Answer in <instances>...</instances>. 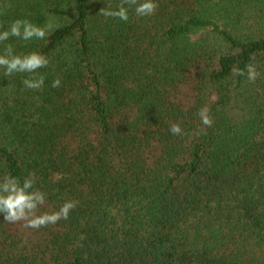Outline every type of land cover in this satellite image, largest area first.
I'll return each mask as SVG.
<instances>
[{
    "label": "trees",
    "instance_id": "16d2710c",
    "mask_svg": "<svg viewBox=\"0 0 264 264\" xmlns=\"http://www.w3.org/2000/svg\"><path fill=\"white\" fill-rule=\"evenodd\" d=\"M119 3L0 0V31L53 25L0 44L49 59L35 74L0 68V178L34 173L40 212L78 201L40 229L0 213V264H264V0L100 14ZM248 64L254 83L237 74ZM30 75L41 90L24 87ZM177 122L185 134L170 133Z\"/></svg>",
    "mask_w": 264,
    "mask_h": 264
},
{
    "label": "clouds",
    "instance_id": "9594fccd",
    "mask_svg": "<svg viewBox=\"0 0 264 264\" xmlns=\"http://www.w3.org/2000/svg\"><path fill=\"white\" fill-rule=\"evenodd\" d=\"M5 7H10V5H5ZM129 7L133 8L137 17H147L156 12L158 5L155 0H120L115 9L111 5L102 7L100 14L127 22ZM52 29L51 22L41 27L28 19H15L6 30L0 31V44H3L10 37H17L24 41L33 38L44 40ZM48 65L49 59L43 54L36 51L27 54H15L11 44H5L4 52L0 54V68L4 69V75L7 77H11L14 73L35 74L38 69L46 68ZM237 74L246 75L247 80L252 83L261 75L255 64L246 65V73L244 70H237ZM44 79L43 75H30L23 79L22 83L26 89L38 91L42 89ZM60 85L61 79L57 77L51 86L55 88ZM197 115L202 125L212 126L213 119L208 105L201 107ZM169 131L174 136L185 134L178 122L172 124ZM36 180L37 177L31 172L22 180L11 174H6L0 178V213L3 214L6 223L17 224L22 222L23 228L40 229L55 225L62 219L67 220L70 212L77 207L78 201L66 200L56 211L40 212V209L47 202V194L34 187Z\"/></svg>",
    "mask_w": 264,
    "mask_h": 264
}]
</instances>
